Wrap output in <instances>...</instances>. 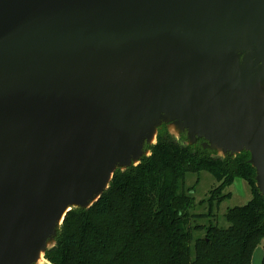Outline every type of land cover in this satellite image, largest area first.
<instances>
[{
	"label": "water",
	"instance_id": "95a60500",
	"mask_svg": "<svg viewBox=\"0 0 264 264\" xmlns=\"http://www.w3.org/2000/svg\"><path fill=\"white\" fill-rule=\"evenodd\" d=\"M162 123L250 151L264 195V0H0V264H37Z\"/></svg>",
	"mask_w": 264,
	"mask_h": 264
},
{
	"label": "trees",
	"instance_id": "16d2710c",
	"mask_svg": "<svg viewBox=\"0 0 264 264\" xmlns=\"http://www.w3.org/2000/svg\"><path fill=\"white\" fill-rule=\"evenodd\" d=\"M178 136L168 123L138 164L118 168L101 197L71 209L45 252L50 264H252L264 240V195L256 182L251 153L224 154ZM206 171L215 181L197 213L189 173ZM244 179L252 197L224 213L227 226L213 221L214 207L232 197L227 191ZM199 179L197 180V183ZM207 219L206 224L196 223ZM202 231L203 235L196 234ZM264 264V259H263Z\"/></svg>",
	"mask_w": 264,
	"mask_h": 264
},
{
	"label": "rangeland",
	"instance_id": "374dc122",
	"mask_svg": "<svg viewBox=\"0 0 264 264\" xmlns=\"http://www.w3.org/2000/svg\"><path fill=\"white\" fill-rule=\"evenodd\" d=\"M169 127L172 132H174L176 135L180 136L182 133H185L187 139L188 135L186 131H182L179 129V127L175 124L169 123ZM156 141V139H154ZM150 151L148 152V154ZM199 179V182L197 183V180ZM187 186H195V199L197 202V206L194 209L195 212L197 213H206L208 212V203H200L201 200H206L208 197V193L210 189L217 184L213 176L206 172L203 171L200 174H194V173H189L187 175V180H186ZM227 191L232 192V197L227 198L224 200L219 208L214 207V214L215 216L213 217V221L217 222L220 226H227L228 223L224 219V213L226 210L230 207L234 206H240L246 204L252 197L251 190L249 185L244 179L238 178L235 180V182L227 188ZM196 223L199 224H206L207 219H199ZM196 234L198 235H203L204 233L202 231L197 232ZM54 243V240L50 241V245ZM253 254V260L252 264H263V259H264V240L263 242L258 246L256 252ZM37 264H50L46 259L45 256L43 260L40 262H37Z\"/></svg>",
	"mask_w": 264,
	"mask_h": 264
},
{
	"label": "bare ground",
	"instance_id": "6f19581e",
	"mask_svg": "<svg viewBox=\"0 0 264 264\" xmlns=\"http://www.w3.org/2000/svg\"><path fill=\"white\" fill-rule=\"evenodd\" d=\"M70 207L68 206L65 210H63L62 212H61V214H60V216H59V219H62L63 217H64V215H65V213H66V210H68ZM43 258H44V256H43V252H41L40 254H39V257H38V262H40L41 263V260H43Z\"/></svg>",
	"mask_w": 264,
	"mask_h": 264
},
{
	"label": "crops",
	"instance_id": "0c3cea01",
	"mask_svg": "<svg viewBox=\"0 0 264 264\" xmlns=\"http://www.w3.org/2000/svg\"><path fill=\"white\" fill-rule=\"evenodd\" d=\"M258 248V247H257ZM257 248H256V250H257ZM256 250H255V252H256ZM255 254V253H254ZM254 257V256H253ZM253 260V259H252Z\"/></svg>",
	"mask_w": 264,
	"mask_h": 264
}]
</instances>
